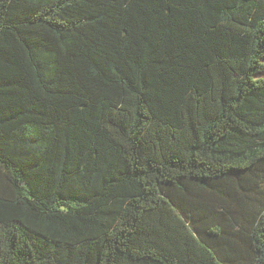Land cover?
Listing matches in <instances>:
<instances>
[{
    "label": "trees",
    "instance_id": "16d2710c",
    "mask_svg": "<svg viewBox=\"0 0 264 264\" xmlns=\"http://www.w3.org/2000/svg\"><path fill=\"white\" fill-rule=\"evenodd\" d=\"M264 0H0V264H264Z\"/></svg>",
    "mask_w": 264,
    "mask_h": 264
},
{
    "label": "rangeland",
    "instance_id": "374dc122",
    "mask_svg": "<svg viewBox=\"0 0 264 264\" xmlns=\"http://www.w3.org/2000/svg\"><path fill=\"white\" fill-rule=\"evenodd\" d=\"M257 77H264V73L257 75Z\"/></svg>",
    "mask_w": 264,
    "mask_h": 264
}]
</instances>
